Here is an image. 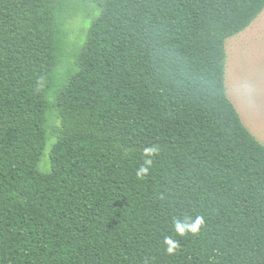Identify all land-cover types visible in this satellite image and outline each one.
Returning a JSON list of instances; mask_svg holds the SVG:
<instances>
[{"label": "trees", "instance_id": "1", "mask_svg": "<svg viewBox=\"0 0 264 264\" xmlns=\"http://www.w3.org/2000/svg\"><path fill=\"white\" fill-rule=\"evenodd\" d=\"M263 10L0 0V264H264V144L226 82Z\"/></svg>", "mask_w": 264, "mask_h": 264}, {"label": "rangeland", "instance_id": "2", "mask_svg": "<svg viewBox=\"0 0 264 264\" xmlns=\"http://www.w3.org/2000/svg\"><path fill=\"white\" fill-rule=\"evenodd\" d=\"M80 12L70 25L72 45H79L90 19L98 15L95 6ZM226 82L230 99L243 122L264 144V10L243 32L226 44Z\"/></svg>", "mask_w": 264, "mask_h": 264}, {"label": "clouds", "instance_id": "3", "mask_svg": "<svg viewBox=\"0 0 264 264\" xmlns=\"http://www.w3.org/2000/svg\"><path fill=\"white\" fill-rule=\"evenodd\" d=\"M146 154L147 155H151L152 154V150L148 149L146 150ZM148 163H151V161L149 160ZM148 169L146 167H141L138 171V175L139 176H143L145 174H147ZM204 224V219L201 216H198L195 221L190 224V225H181L179 224V222H176L175 227H176V231L180 234H184L186 231H190L192 233H196L199 231V229L201 228V226ZM165 243L168 245L167 247V252L169 254L174 253V251L178 248V242H174L173 240H171L170 238H166Z\"/></svg>", "mask_w": 264, "mask_h": 264}]
</instances>
